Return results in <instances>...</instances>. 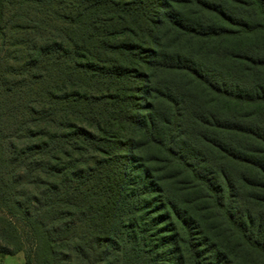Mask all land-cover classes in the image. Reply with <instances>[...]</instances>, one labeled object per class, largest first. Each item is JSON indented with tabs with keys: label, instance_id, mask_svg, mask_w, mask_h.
<instances>
[{
	"label": "trees",
	"instance_id": "16d2710c",
	"mask_svg": "<svg viewBox=\"0 0 264 264\" xmlns=\"http://www.w3.org/2000/svg\"><path fill=\"white\" fill-rule=\"evenodd\" d=\"M264 264V0H0V255Z\"/></svg>",
	"mask_w": 264,
	"mask_h": 264
},
{
	"label": "rangeland",
	"instance_id": "374dc122",
	"mask_svg": "<svg viewBox=\"0 0 264 264\" xmlns=\"http://www.w3.org/2000/svg\"><path fill=\"white\" fill-rule=\"evenodd\" d=\"M0 264H25L23 252L14 255H0Z\"/></svg>",
	"mask_w": 264,
	"mask_h": 264
}]
</instances>
